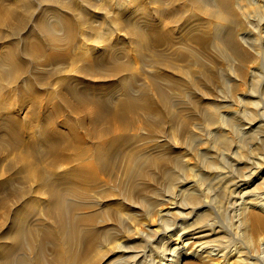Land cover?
Returning <instances> with one entry per match:
<instances>
[{
    "label": "bare ground",
    "instance_id": "6f19581e",
    "mask_svg": "<svg viewBox=\"0 0 264 264\" xmlns=\"http://www.w3.org/2000/svg\"><path fill=\"white\" fill-rule=\"evenodd\" d=\"M110 2L0 0V264H255L264 0Z\"/></svg>",
    "mask_w": 264,
    "mask_h": 264
},
{
    "label": "rangeland",
    "instance_id": "374dc122",
    "mask_svg": "<svg viewBox=\"0 0 264 264\" xmlns=\"http://www.w3.org/2000/svg\"><path fill=\"white\" fill-rule=\"evenodd\" d=\"M111 2H110V0H98V5L99 6H101L102 8H105L106 6H108V4H110ZM111 5V4H110ZM106 8H109L110 10H109V14H111V16H113L112 14V8L111 7H106ZM95 9V8H94ZM93 9V10H94ZM92 10V11H93ZM112 10V11H111ZM110 11H111V13H110ZM133 60H135V58H132V61ZM150 68V67H149ZM149 68H147V69H149ZM151 72H154V71H152V68H150L149 69ZM154 70V69H153ZM164 85H166V84H164ZM5 90H8V91H11V89H9V88H3V87H0V93H1V91H5ZM11 93V92H10ZM235 109H237V107L235 106V108H234V106L232 107V108H230V110L229 111H235ZM0 135L4 138V139H7L4 135H3V132H0ZM0 136V137H1ZM1 137V138H2ZM2 138V139H3ZM249 142L250 141V137L248 138V139H246V140H244V142H243V145L244 146H246V143L247 142ZM4 156V155H3ZM7 156V155H6ZM187 161H188V165L190 166V163L191 164H196V160L194 159V158H188L187 159ZM7 162L9 163V161H3L2 162V166L4 167L6 164H7ZM23 174L24 173H18L17 174V178L20 180V179H22L24 176H23ZM236 187V186H235ZM234 186H233V188H231V190L232 191H234L233 189L235 188ZM213 188H216V187H214V186H212L211 188H209V189H213ZM208 189V190H209ZM222 190L221 189H219L218 191H217V193L216 192H214V191H211L210 192V195L211 194H213V195H211L210 197L211 198H214L213 200H211L210 201V204H211V211L213 212V213H215L216 214V212L215 211H217V214L215 215V217L223 224L222 226H223V228H224V231L222 232L223 233V235H225L226 237H227V239L229 240H231V242L234 244V245H240V247L241 248H243V250H246V249H248L247 251L249 252V251H251V253L249 252V254L250 255H252L253 254V256H255V259H254V261H255V264H264V254H262L261 253V248H262V246H264V242H263V240L262 239H260V237H262V235H264V234H262V235H260L259 237H258V239L256 240V241H254V243L252 244V245H248V243H247V240L246 239H243L238 233H237V231H235V228H234V221H233V219H231V213H230V210L229 209H227V207H221V205H220V201H221V197L223 196V194H224V192H223V194L222 193H220V194H218L219 192H221ZM214 196V197H213ZM251 198H253V197H251ZM251 198H247L246 197V200L247 199H251ZM254 199V198H253ZM220 208V209H219ZM225 210V211H224ZM228 212V213H227ZM231 216V217H230ZM228 218V219H227ZM231 220V221H230ZM138 221H140V219L138 220ZM232 225V226H231ZM138 226L140 227V229H142V230H146V227L147 226H144L141 222H140V225L138 224ZM233 227V228H232ZM233 230V231H232ZM234 232V233H233ZM227 234V235H226ZM238 235V236H237ZM239 236L241 237L240 239L243 241H241L240 239H239ZM235 237V238H234ZM238 239V240H237ZM229 240V241H230ZM235 241V242H234ZM239 244H238V243ZM247 244H246V243ZM263 242V243H262ZM243 243V244H242ZM137 244L139 245V247H141V245H143V243H139V242H137ZM232 245V244H231ZM243 245V246H242ZM261 245V246H260ZM233 248V247H232ZM251 248V250H249ZM254 248H255V250L256 251H254ZM254 251V252H253ZM257 251H258V253H257ZM253 252V253H252ZM255 252H256V254H255ZM257 254H258V256H257ZM256 258H258V259H256ZM261 258V259H260ZM262 260V261H261ZM183 261H185V260H183ZM188 261V259L185 261V262H187ZM189 262V261H188ZM184 263V262H183Z\"/></svg>",
    "mask_w": 264,
    "mask_h": 264
}]
</instances>
